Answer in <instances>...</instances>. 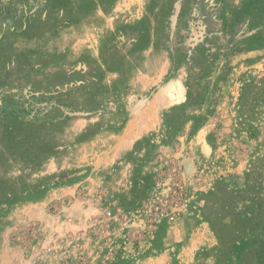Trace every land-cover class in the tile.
<instances>
[{
	"label": "rangeland",
	"instance_id": "obj_1",
	"mask_svg": "<svg viewBox=\"0 0 264 264\" xmlns=\"http://www.w3.org/2000/svg\"><path fill=\"white\" fill-rule=\"evenodd\" d=\"M0 264H264V0H0Z\"/></svg>",
	"mask_w": 264,
	"mask_h": 264
},
{
	"label": "water",
	"instance_id": "obj_2",
	"mask_svg": "<svg viewBox=\"0 0 264 264\" xmlns=\"http://www.w3.org/2000/svg\"><path fill=\"white\" fill-rule=\"evenodd\" d=\"M144 106H145V102H143V101L139 102V103L135 106V108L133 109V113H134V114H137L138 112H140V111L144 108ZM188 168H190V166H189Z\"/></svg>",
	"mask_w": 264,
	"mask_h": 264
},
{
	"label": "trees",
	"instance_id": "obj_3",
	"mask_svg": "<svg viewBox=\"0 0 264 264\" xmlns=\"http://www.w3.org/2000/svg\"><path fill=\"white\" fill-rule=\"evenodd\" d=\"M258 135H259L258 132L255 131V138H256Z\"/></svg>",
	"mask_w": 264,
	"mask_h": 264
}]
</instances>
